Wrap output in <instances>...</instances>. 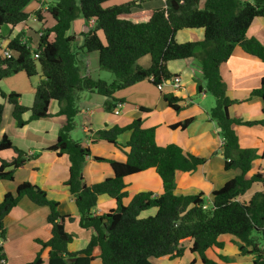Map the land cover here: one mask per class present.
I'll list each match as a JSON object with an SVG mask.
<instances>
[{"label": "trees", "instance_id": "obj_1", "mask_svg": "<svg viewBox=\"0 0 264 264\" xmlns=\"http://www.w3.org/2000/svg\"><path fill=\"white\" fill-rule=\"evenodd\" d=\"M31 1L37 0H0V27L17 28L25 24L31 14L24 9ZM108 1L111 0H45V9L34 13L44 26L36 35L38 40L34 47L27 40L23 43L26 36L22 31L6 39V49L12 56L0 57V82L20 72L28 78L39 75L42 79L34 89L30 106L20 103L18 93H5L0 88V121L5 104L11 106V116L17 127L22 128L32 121L50 117V102L58 103L57 114L65 118V123L58 131L55 144L46 150L68 155V178L62 186L73 197L80 227L92 229L94 235L84 249L70 252L68 245L73 236L65 230L64 223L73 219L60 215L58 202L49 200L41 187L29 181L21 182L0 201V264H5L7 259L2 247L6 236L4 219L22 198L48 209L43 228L49 237L34 239L40 249L27 264H42L44 254L47 264H92L95 260L100 264H154L151 259L174 260L183 257L185 250L196 254L202 264H220L228 260L222 252L223 236L231 237L241 255H253L252 264H264V169L258 167L249 175L254 160L264 162V149L260 153L240 149L233 130L235 124L264 127V76L250 93L262 102V118L241 122L229 117V108L239 102L227 96L220 75L221 65L236 47L264 62V46L246 36L255 19H264V0H166L164 7L153 9L142 22L125 18L135 7L141 6L140 3L103 8ZM78 18L93 22L88 31L79 34L80 45L76 44L75 35H68ZM197 29L204 31L202 41H175L177 32ZM93 52L98 54L99 69L113 74L112 82L82 74L78 56ZM34 54L38 58L35 59ZM146 56L150 58V65L142 68L138 61ZM192 58L199 61L204 81V86L196 87L197 94H210L215 101L209 118L220 128L223 143L219 150L224 169L239 170V174L214 190L210 199L202 192L176 194L177 174L195 172L206 159L175 144L158 146L155 127L145 128L141 119H135L124 127H105L93 134L92 143L103 141L115 146L124 160L92 157L96 162L108 163L113 175L87 185L83 172L91 150L70 138L78 113L79 94L88 91L102 96L104 109L111 113L117 103L124 102L114 97L117 92L143 81L157 88L177 79L167 70V63ZM163 100L167 112L181 111L179 97L165 94ZM139 110L151 111L144 107ZM28 113L29 117L24 119ZM193 121L194 118H188L170 128L185 130ZM125 132H130V137L121 144L119 137ZM8 150L13 151L14 156L0 158V180L12 182L14 173L38 155H27L16 148L6 134L0 133V152ZM147 170L159 177L162 193L153 196L151 192H138L125 204L126 178ZM254 184H260L261 189L249 199H243ZM101 195L109 196L115 208L96 215L92 209ZM150 209L156 210L153 216L139 218ZM95 248L99 249L97 255L93 254Z\"/></svg>", "mask_w": 264, "mask_h": 264}, {"label": "crops", "instance_id": "obj_2", "mask_svg": "<svg viewBox=\"0 0 264 264\" xmlns=\"http://www.w3.org/2000/svg\"><path fill=\"white\" fill-rule=\"evenodd\" d=\"M129 1L140 3L141 6H139V10H133L125 18L133 22H142L147 20L153 9L164 7L166 0H149L144 4V0H111L106 3L105 7L117 6L129 3ZM33 2L34 6L27 13L31 14L38 10L39 1ZM34 19L36 18L31 14L28 21L17 28L7 25L0 27V43L6 42L7 45L6 39H11L23 29H27L26 26L31 23V20L35 22L33 27L40 28L41 23ZM77 20H80L82 25H75V28L79 29L74 31L72 24L68 35H75L76 44L80 45L82 38L79 34L82 31H88L93 26V22H85L82 18ZM33 27L29 31L35 32L36 29ZM34 34L36 35V33ZM246 36L257 39L264 46V19H255ZM203 37V29L181 30L177 32L175 41L177 43L199 42L203 40ZM36 43V40L33 41L32 46L34 47ZM78 59L82 74H88L95 80H103L97 53H81ZM91 62L94 64L92 65ZM138 63L139 66L145 68L141 59ZM167 70L180 81V89L174 91L166 85L159 91L148 81L139 82L114 95L115 98L124 100L118 115L113 112L109 113L104 109L105 99L102 96L88 91L79 94L78 113L74 119L75 127L70 132V138L91 150V156L87 158L83 172L87 185L101 182L113 175L108 163L96 162L92 157L124 160V156L115 146L103 141L92 143L93 134L105 127L110 128L114 125L124 127L135 119H141L142 126L145 128L155 127V140L158 146L164 147L175 144L184 151L206 159L205 163L198 167L195 172L177 174L176 194L185 195L202 192L207 199H210L214 190L219 189L226 181L239 174V170L224 169V159L219 150L222 144V139L219 136L220 128L209 118V112L214 106L213 99H210L207 93L197 94L196 87L198 85L204 86L199 61L196 58L172 61L167 63ZM220 75L225 84L227 96L239 102L229 108V117L241 122L261 120L262 102L257 97H251L250 93L259 86L260 80L264 76V62L245 54L239 47H236L229 59L221 65ZM41 79L39 75L28 78L23 72H20L2 79L0 88L5 93H18L20 103L24 106H30L33 101L34 89ZM165 94H172L181 99L179 103L181 111L179 113L166 111V103L163 100ZM140 107L149 108L151 111L143 113L139 110ZM58 111V103L52 101L49 104L50 117L32 121L24 127L18 128L11 116V106L5 104L0 121V133L6 134L13 145L25 151L27 155L38 156L29 160L23 169L14 173V181L0 180V201L7 192H14L18 183L29 181L38 185L46 192L49 200L58 202L57 211L60 215L69 216L73 219L70 222L66 221L64 226L65 230L73 236L72 242L68 245V250L77 252L88 245L94 231L80 227L79 215L73 197L62 186L68 178L70 164L68 155H57L53 151L46 150L47 147L55 144L58 131L65 123V118L59 116ZM28 117L29 113L25 114L24 119ZM188 118H194V121L185 130L170 128V125ZM233 130L238 138L240 149H254L257 153L264 149L263 126L259 124L251 126L235 124ZM129 137L130 132H125L119 137V143L124 144ZM13 156L14 153L11 150L0 152L1 159H10ZM258 167L264 169V162L259 159L252 162L249 175ZM220 173H225L227 178L217 180L216 178L221 176ZM126 184L127 187L124 190L128 197L124 200L125 204L138 192H151L153 196H159L162 193L160 179L152 170L127 177ZM260 189V184H254L242 198L249 199L253 193ZM114 208V201L107 195H101L98 197L92 213L102 215ZM150 210L156 211L155 209ZM47 215L48 209L46 207H37L26 198H22L12 208L4 219L6 236L2 247L7 258L5 264H27L34 260L40 249L34 239L46 240L49 237L43 228ZM229 238L230 236L221 237L225 244L222 252L226 255L228 247L231 246L235 250L234 256L241 255L236 244L233 245L234 242ZM185 245L188 246L187 242ZM185 251L181 258L174 260L159 258L151 259V261L154 264H190L192 261L193 264H202L196 254H190L188 250ZM98 252L99 249L95 248L93 254L97 255ZM209 254L212 255L210 252ZM45 256L46 254L43 255L42 264H47ZM252 261L253 255H246L245 259L237 258L231 261L227 260L225 263L220 262V264H252ZM92 264L100 263L95 260Z\"/></svg>", "mask_w": 264, "mask_h": 264}, {"label": "rangeland", "instance_id": "obj_3", "mask_svg": "<svg viewBox=\"0 0 264 264\" xmlns=\"http://www.w3.org/2000/svg\"><path fill=\"white\" fill-rule=\"evenodd\" d=\"M149 0H144L143 1V4L145 3V2H148ZM109 2V1H108ZM108 2H106V3H108ZM130 2V1H129ZM106 3H104L103 5H102V7L103 8H107V7H105V5H106ZM34 4V2L33 1H31L26 7H25V9L24 10H26L25 12H27V11H30L31 9H32V7L34 6L33 5ZM159 4V3H158ZM134 10H139V7H135L134 8ZM36 12V11H35ZM34 11L31 13L35 18H36V16H35V13ZM79 19V18H78ZM31 23L28 25V26H26V27H28L27 29H23L22 31H24V33H25V36L27 37V41H29V42H32L33 43V41H35L36 40V42H37V40H38V36H36L37 34H38V31H41L43 28H44V26L43 25H41V27L40 28H35V27H33L35 24V22L34 21H30ZM75 23V24H74ZM74 23H72L73 24V30L74 31H78V29L79 28H75V25H82V22H81V24H80V20H75L74 21ZM77 26V27H78ZM34 28V29H36L35 30V32L34 31H32L33 32V34H31L32 32L31 31H29V29H31V28ZM82 29H84V27L82 26ZM3 30H5V27H3ZM26 32H27V34H26ZM34 33H36V35L34 34ZM0 48H1V50H0V57L2 56V51H4V49L6 48V42L5 43H0ZM93 53H97V52H93ZM98 55V54H97ZM141 62H144V63H142V64H145L144 66H145V68H148L149 67V65H150V58L148 57V56H146V57H143V58H141ZM91 64L93 65L94 63L93 62H91ZM139 64V63H138ZM101 71V78H103V81L105 80V82H107V83H110V82H112L113 80H114V76H113V74H111L110 72H107V71H103V70H100ZM101 80V79H100ZM15 88V87H14ZM13 90H16V89H13ZM208 95V97H210V99H213V104H215V101H214V98L210 95V94H207ZM221 174V176H219V177H217L216 179L217 180H224V179H226L227 178V176H226V174L225 173H220ZM225 174V175H224ZM8 182V181H7ZM155 214V211L154 210H148V211H145V212H143V213H141L140 215H139V218H146V217H148V216H153ZM231 238V237H230ZM229 238V239H230ZM232 240V239H231ZM233 241V240H232ZM262 242V241H261ZM233 245H235V243L233 244ZM234 249L231 247V246H229L228 247V251L226 252L227 254H226V256L228 257V260H234V259H237V258H239V259H245L246 258V256H243V255H237V256H234L233 254H234ZM186 252V251H185Z\"/></svg>", "mask_w": 264, "mask_h": 264}, {"label": "built area", "instance_id": "obj_4", "mask_svg": "<svg viewBox=\"0 0 264 264\" xmlns=\"http://www.w3.org/2000/svg\"><path fill=\"white\" fill-rule=\"evenodd\" d=\"M37 1H39V3H40L38 10L43 11L45 9V6H44L45 0H37ZM34 20H36V19H34ZM22 41L24 43V42H26V39H23ZM11 56H12L11 51H9L7 49L2 51V57L3 58H11ZM33 57L36 59V58H38V55L34 54ZM166 85L170 86L172 88V90H174V91H177L181 87L180 81L178 79H174V80H171V81H168V82L166 81L165 83H163L161 85H158L157 89L159 91H161L163 89V87L166 86ZM121 107H122V103H117L116 104V108L114 109L113 113L115 115H118L120 113ZM222 143H223V141H222Z\"/></svg>", "mask_w": 264, "mask_h": 264}, {"label": "water", "instance_id": "obj_5", "mask_svg": "<svg viewBox=\"0 0 264 264\" xmlns=\"http://www.w3.org/2000/svg\"><path fill=\"white\" fill-rule=\"evenodd\" d=\"M168 82V81H167ZM106 221V220H105Z\"/></svg>", "mask_w": 264, "mask_h": 264}]
</instances>
